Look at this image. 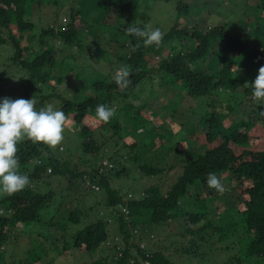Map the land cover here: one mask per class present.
I'll list each match as a JSON object with an SVG mask.
<instances>
[{
	"label": "trees",
	"instance_id": "obj_1",
	"mask_svg": "<svg viewBox=\"0 0 264 264\" xmlns=\"http://www.w3.org/2000/svg\"><path fill=\"white\" fill-rule=\"evenodd\" d=\"M142 1H93L103 13L116 9L118 24L111 26L98 18L86 29L99 40L108 41L114 68L128 66L131 83L118 87L115 74L103 72L82 84L89 87L92 94L81 98L73 95L75 92L58 91L62 83L55 84L59 80L50 74L51 71L59 66L67 75L64 79L74 75V82H78L79 60L76 56L57 60L52 53L59 47L50 41L55 44L60 41L71 50L72 47L83 50L91 40L82 39L79 31L85 17L71 10L68 27L60 25L58 29L50 22L39 36L45 47L38 54L36 49L22 46L26 33L31 39L37 37L35 25L27 17L37 1L0 0V49L13 52L12 56H6L8 63L22 66L29 79L18 87L21 98L37 97V110L47 104L63 110L66 124L72 123L79 130L78 152L83 154L80 159L73 158L77 154L71 156L73 159L56 157L51 146L43 143L26 138L18 143L19 171L29 176L30 183L20 192L0 194V254L11 244L20 242L26 233L33 237L39 234L42 240L29 242L31 249L26 251L30 259L18 256L11 259V264H41L44 257L53 253L62 256L73 250L95 256L89 264H177L165 252L146 243H151L157 228H166L172 221L178 224L174 235L180 237V243L173 242L176 245L171 248H178L175 252L179 253L180 260H202L207 256L205 248L212 249L213 245H220L217 247L220 252H228L241 231L246 236L239 238L245 249L241 259L251 264H264V146L254 145L257 137L252 131L255 126L264 128V105L253 99L251 85L264 65V0H253L252 11L245 0L246 10L237 24L228 20L207 25L202 18L187 28L177 21L163 35L159 46L148 47L129 32L132 27H144L150 22V17L142 11ZM53 2L52 6L58 7L61 0ZM176 9L179 19L188 12L189 5L180 0ZM211 17L208 20H212ZM253 40L257 41L254 47L250 45ZM99 47L97 51L101 52ZM25 54L29 56L22 59ZM91 56L94 59V53H89L88 57ZM240 70H244L243 74ZM7 75L4 71L0 77ZM63 84L72 88L69 83ZM166 84L206 104L201 114L207 127L203 135L205 141L200 150L190 153L188 158L182 157L185 150L179 147V140L184 136L173 141V137L166 139L161 135L164 140L159 138L157 146L158 138L153 135L158 129L155 125L139 143L125 141V129L144 131L150 122L141 112L147 97L144 105L137 108L129 99L138 98L136 95L149 92V89L153 92V87L162 89ZM39 85L46 86L47 92L37 96L33 90L42 91ZM80 87L76 84L73 90ZM98 104L114 109V116L107 123L96 118ZM237 108L243 113L239 121L225 125ZM185 134L194 142L199 140L194 137V126ZM171 154L178 164L166 166ZM103 160L110 161L109 166L101 164ZM133 166L141 173L139 183L147 181L140 184L142 192L139 195L123 193L122 188L113 186L115 181L131 177L136 181L138 178L132 176L130 169ZM180 166L182 169L178 172ZM168 173L177 179L165 184ZM209 173L230 180L228 192H233L235 202L226 211L228 223H224L222 217L214 219L209 211V201L226 192L225 189L223 192L210 190L206 184ZM163 177L161 184L159 181ZM62 179L67 180L65 189L54 188L56 180ZM194 188L198 189L195 195ZM99 194L104 195L103 199L100 202L94 199L96 202L87 207L86 198ZM98 204H103L107 212H96ZM91 213L96 219L89 220ZM52 259L51 262L55 260ZM235 264H241L239 259Z\"/></svg>",
	"mask_w": 264,
	"mask_h": 264
},
{
	"label": "rangeland",
	"instance_id": "obj_2",
	"mask_svg": "<svg viewBox=\"0 0 264 264\" xmlns=\"http://www.w3.org/2000/svg\"><path fill=\"white\" fill-rule=\"evenodd\" d=\"M36 1L37 4L35 3L31 7L30 11L27 14V17L28 21L34 23V34L37 37L36 39H31L30 35L26 33L23 36L24 39L22 41V46L32 47L34 50L36 49L35 51L38 54L42 53L45 47V44L39 41V36L43 33L42 30L47 29L50 22L54 24L53 27L58 26V29L60 25L68 27L69 23L71 22V10L79 11L80 15H83L85 17L83 21L84 24H81L79 29V31H81L82 33L81 38L84 40L91 39L90 41H87L85 48L81 50L80 47H72L73 49L71 50L66 48V46H63V43H61L60 41H58L56 44L50 41V43H53L55 47H59L55 48L54 52L52 53V56L57 60L61 61L67 56L77 57V59L79 60V73H76L78 82H74V75L68 78V80L64 79L67 75L65 73V70L61 69L59 66H56L50 74L52 76L54 75L58 77L59 81L55 83L57 86L62 83L61 86L57 87L59 92L66 91L71 94L75 92L73 95L81 98L92 94V90H90L89 87H84L82 85L83 83H87L88 80L93 78V75L98 76L103 72L105 74L113 75L118 69L114 68L113 66V54H111L112 50H109V46L107 43L108 41H103V39L99 40L96 35L86 29V26H91L93 19L97 20L98 18L105 20L111 26L117 25V10L113 9L109 13H103L97 6V4L93 2L94 0H66L65 5V0H61V2L58 4V7L52 6L54 0H35V2ZM177 1L180 0H143L142 11L150 17V22L148 25L153 28H159L164 35L169 30V28L173 26V24L177 21L181 22L187 28L192 27L194 22H198L202 18L204 20V24L207 25L213 23H226L228 20L233 21V23L236 22L237 24L239 20L243 18L246 10V5L244 3L245 0H184V3L189 5V10L187 13H184L183 15L179 16V19H177ZM248 2L250 4L249 9L250 11H252L254 2L253 0H248ZM85 13H87L88 15H85ZM209 16H212V20H208ZM215 17L216 19H214ZM249 21H253V18H249ZM234 35L236 36L237 33L235 32ZM47 38L48 36L45 35V39ZM256 44L257 41L253 40L250 45L254 47V45ZM99 45L103 52L97 51ZM60 47H62L64 50H62V48ZM88 52L94 53V59L92 56V59L88 57ZM12 54L13 52H9L7 49H0V76L3 75L4 71L6 74H8L6 78L4 76L0 77V96H2V98L7 97L14 99L15 97V99H20L22 93L18 90V87L25 85L29 79L26 74L27 71H25L22 66H17L15 65L16 63L13 62V65L11 64V62L8 63V58L6 56L8 55L9 57L12 56ZM28 56L29 54H25L22 56V59H25ZM243 72L244 70H240V73L243 74ZM63 83H69L72 88L68 89L67 86H65ZM75 83L79 84L81 87L73 90V87L76 86ZM39 88H42V91H39L36 88L35 90H33L34 95L40 96L41 94L43 95L47 92L46 86L43 87L39 85ZM153 88V92H150L149 89V92L146 90L145 92L136 95L138 98L129 99V102L135 105L137 108L144 105V99L145 97H147V104L141 112L145 118L150 119V122H147L145 126L146 130L139 131L140 133L138 131L135 132L128 130L130 128L125 129V131L123 132V134H125V141L130 144L133 142L139 143L142 139L147 138L148 132L155 125L158 129L153 133V135L155 134L154 136L158 138L156 140L157 146L160 144L161 140H159V138H161V135H164L166 139L173 137V141H177L179 140V138L184 136V139L181 138L179 140V147L181 148V150H185L182 157L188 158L190 153H194L196 150H200L202 142L205 141V136L203 135L204 132L207 131V127L202 122L201 114L205 112L206 104L200 102L199 100L195 101L191 97H188L186 95V92L172 87L171 85L166 84L162 89H159L158 87ZM222 98L225 100L226 97L222 96ZM237 99L238 98L235 97V102L238 101ZM38 100L39 99L36 97L35 101L37 102ZM242 114V110L237 108L236 111L229 117L230 121L226 122L225 125L228 126L231 125V122L239 121L240 115ZM92 125V127L94 128L95 124H93V122ZM97 125H99L98 122ZM192 126L196 127V136L194 137H198L199 140L197 142L192 141L190 138L186 137L185 134V131L187 129H190ZM252 131L253 135L257 137L253 141L254 145L258 148H263L264 128L262 126H255ZM78 132L79 130H76L72 123L66 124L63 133L64 138L61 143L57 146H51L52 151L56 157H71L76 154L77 155L73 157L74 159H80L83 157V154L79 153L81 139L79 138ZM127 133L128 136H126ZM161 139L164 140V138ZM151 155H155V153H151ZM73 158L71 157V159ZM168 164H178L174 155L171 154V156L166 160L165 165L167 166ZM99 165L100 163L98 164V167ZM126 165H128V162ZM130 169L133 173L132 176H135L136 179H138L136 181H133L132 177L129 180L122 179L118 182L115 181L113 183V186L122 188L123 193L135 192L136 195H139L140 192H142V185L140 186V184L146 183L147 181L144 180L139 183V175H141L140 171H138L134 166ZM181 169L182 168L180 166L178 167L177 171L179 172L181 171ZM219 178L221 179V183L226 192L217 197L215 196L214 199L210 200L208 203V207L209 211H211L212 215L214 216V219L217 220V218L222 217L220 219L224 223H226V221L228 223L226 211L233 207L235 196L233 195V192H228V188L231 184L230 180L223 179L224 177L220 176ZM163 179L164 177L161 179V181H159L161 184L163 183ZM176 179L177 178L175 175H169L168 173L167 181L165 182V184L174 182ZM56 181L57 182L53 184L54 188L57 187L58 190L65 189L64 185H66V179ZM168 189L169 188H167L166 191ZM210 190L215 191L214 188H210ZM197 191L198 189L194 188L192 193H194L195 195L197 194ZM92 196L89 195V197L86 198L87 207L92 206L96 202L94 199H98L97 201L100 202V200H102L104 197V195L102 194H99V196L94 198ZM98 210L107 212L103 204H98L96 212H98ZM89 216V220L91 218L96 219L93 213H91V215ZM177 228L178 224L175 221L170 222L166 228L164 226L157 228L153 233V239L150 241L151 243H149L148 241H146V243L149 246L151 245L152 248L154 247L155 250H162L163 252H165V254L176 260L177 264H235L238 259L241 264H251L250 262L241 259V257H243L244 255L245 249L240 239L246 237L245 235H242L241 231H238L237 234V238H240H238L239 241L238 239L236 241L234 240L231 243V247L233 248L228 250V252H220V250L218 249L220 245H213L215 248L213 247L212 249H210L209 246L205 248V253H207V256H205L202 260L190 258H184L183 260H180L178 259L179 253L175 252V250H177L178 248L175 250L174 248H171L176 245L173 244V242H177V244L180 243V237L174 235L177 232ZM54 233L56 232H53V234ZM24 236L20 239V242L11 244L0 254V264H11V259L18 256L22 259L31 258L28 256V252L26 251L31 249L29 242L33 243L35 241H41L42 237L38 234L35 236L37 237V240H34L35 237H33V234L27 235L26 233ZM94 257L89 254H83L77 250H73L64 253L62 256H57L55 255V253H53L50 257H44L41 264H89L94 260ZM52 258L55 259L53 262H51L53 260Z\"/></svg>",
	"mask_w": 264,
	"mask_h": 264
},
{
	"label": "clouds",
	"instance_id": "obj_3",
	"mask_svg": "<svg viewBox=\"0 0 264 264\" xmlns=\"http://www.w3.org/2000/svg\"><path fill=\"white\" fill-rule=\"evenodd\" d=\"M130 34L142 39L145 47L153 44L159 46L163 33L159 28L150 25L132 27ZM128 66H122L115 72L114 81L118 87H127L131 81ZM252 85V96L255 101L264 105V65ZM32 99H0V194H14L29 185L30 178L19 171L17 145L22 139L48 146H57L63 140L67 116L61 109L47 104L39 110ZM96 118L107 123L114 116V109L98 104L95 107ZM102 164V163H101ZM206 184L217 192H223L221 179L215 173H209Z\"/></svg>",
	"mask_w": 264,
	"mask_h": 264
},
{
	"label": "built area",
	"instance_id": "obj_4",
	"mask_svg": "<svg viewBox=\"0 0 264 264\" xmlns=\"http://www.w3.org/2000/svg\"><path fill=\"white\" fill-rule=\"evenodd\" d=\"M102 164L104 166H108L109 165V161L108 160H103ZM48 171L51 172V170H48ZM124 212L128 216L129 211L126 208L124 209ZM145 264H152V263L151 262H145Z\"/></svg>",
	"mask_w": 264,
	"mask_h": 264
}]
</instances>
